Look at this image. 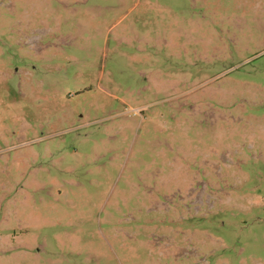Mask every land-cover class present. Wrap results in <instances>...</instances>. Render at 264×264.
<instances>
[{"label":"rangeland","instance_id":"1","mask_svg":"<svg viewBox=\"0 0 264 264\" xmlns=\"http://www.w3.org/2000/svg\"><path fill=\"white\" fill-rule=\"evenodd\" d=\"M0 264H264V0H0Z\"/></svg>","mask_w":264,"mask_h":264}]
</instances>
